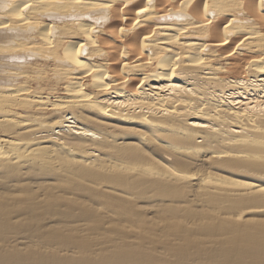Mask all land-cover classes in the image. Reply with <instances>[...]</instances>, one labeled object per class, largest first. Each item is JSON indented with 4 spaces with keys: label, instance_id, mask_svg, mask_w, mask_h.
<instances>
[{
    "label": "bare ground",
    "instance_id": "bare-ground-1",
    "mask_svg": "<svg viewBox=\"0 0 264 264\" xmlns=\"http://www.w3.org/2000/svg\"><path fill=\"white\" fill-rule=\"evenodd\" d=\"M0 264H264V0H0Z\"/></svg>",
    "mask_w": 264,
    "mask_h": 264
},
{
    "label": "rangeland",
    "instance_id": "rangeland-1",
    "mask_svg": "<svg viewBox=\"0 0 264 264\" xmlns=\"http://www.w3.org/2000/svg\"><path fill=\"white\" fill-rule=\"evenodd\" d=\"M157 23L159 24V23H160V21H159V22H157ZM62 88H64V87H62V86H61V87H58V90H59V91H58V95L63 97V96H64V94H63V92H62ZM59 92H60V93H59ZM54 99H55V98H54ZM54 99L52 98V99H51V101H54ZM220 174H222L221 176H227V177H229V176H230V177H231V175H230V174H224L223 172H221Z\"/></svg>",
    "mask_w": 264,
    "mask_h": 264
}]
</instances>
